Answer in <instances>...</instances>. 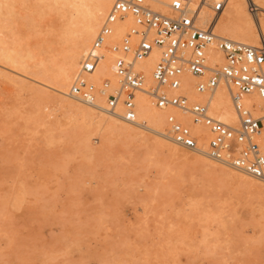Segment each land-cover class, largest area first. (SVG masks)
Listing matches in <instances>:
<instances>
[{"label":"rangeland","instance_id":"obj_1","mask_svg":"<svg viewBox=\"0 0 264 264\" xmlns=\"http://www.w3.org/2000/svg\"><path fill=\"white\" fill-rule=\"evenodd\" d=\"M34 1L16 5L26 25L10 46L46 59L66 36L48 0ZM0 23L10 42L9 19ZM32 58L21 59L22 81L0 73V264H264L263 196L242 193L215 161L206 169L148 137L67 119L59 94L33 81ZM217 208L218 219H202Z\"/></svg>","mask_w":264,"mask_h":264},{"label":"built area","instance_id":"obj_2","mask_svg":"<svg viewBox=\"0 0 264 264\" xmlns=\"http://www.w3.org/2000/svg\"><path fill=\"white\" fill-rule=\"evenodd\" d=\"M150 1L113 0L79 62L68 94L106 115L136 123L135 96L145 92L156 107L176 108L208 128L210 138L205 153L210 159L264 182V154L255 141L264 127V114L254 116L241 101L242 95L255 92L264 108V40L254 46L217 35L213 21L223 10L224 0H152L163 9H155ZM217 4L222 7H214ZM203 7L211 11V17L199 26L198 15ZM250 8L256 9L251 1ZM118 22L127 23L126 31L116 41H110ZM210 45L223 53L224 61L219 67L209 66L205 49ZM153 49L158 50L159 56L150 71L153 83L147 88L145 72L137 64ZM105 52L114 54L116 80L111 83L103 79L97 86L88 77L99 67ZM89 64L94 67L89 68ZM183 73L198 78L194 87L199 92H211L221 80L230 85L238 124L213 117L206 103L189 102L178 91ZM98 95L103 97L101 104H97ZM166 122L167 134L175 144L200 150L197 137L186 124L172 114L167 115Z\"/></svg>","mask_w":264,"mask_h":264},{"label":"bare ground","instance_id":"obj_3","mask_svg":"<svg viewBox=\"0 0 264 264\" xmlns=\"http://www.w3.org/2000/svg\"><path fill=\"white\" fill-rule=\"evenodd\" d=\"M35 1H36L35 5L38 8L37 6L38 2L40 4L41 0H35ZM44 1H47V0H44ZM224 1H225V6L223 10L220 12V14L218 15V18L216 21L218 22L221 16H225L226 10H227L228 13H230L231 15L230 27L225 31H221L217 29V24L215 23L214 29L216 30V34L221 37L233 40V41H237V42H241V43H245L249 45H254V46L259 45L260 41L264 40V25L260 24V18L262 15H264V0H224ZM250 1L254 5H256V9L250 8ZM18 2H20V0H0V4L8 5V7H0V18L1 16H3L6 19H9L7 32L10 34L9 36L11 38V41L9 42L8 41L9 39L8 40L6 39L7 37L5 38L4 36L0 34V73H2V76L3 75L9 76V77L18 76L19 78H21V81H22V78L24 77L26 78L28 75H26V72H25L27 64L24 65L21 59L24 58L25 55L29 56L30 58L31 57L34 58V56H32V54H27V53L24 54L21 51L22 49L20 48L17 49L14 46L13 47L10 46V43H13V44L21 43L20 38H19L20 35L18 36L16 34L17 32H15V27L21 24L18 21H20L19 17H20V14H22V12L20 13V11L16 9V7L20 5L18 4ZM48 2L47 3L49 4V6H51V8H53L54 11H56L57 15L61 18L58 20L62 21L63 23V27L60 29L58 28L61 31L60 33L56 29L54 30L57 31V33L59 34L63 33L64 35L63 34L62 35L64 37L66 36L65 37L66 41H63L65 44L64 46H60V47L57 46L58 48H54L53 53L51 50H49L50 56L48 58L46 59L40 58L38 60L34 58L35 61L37 60L36 65L38 66L37 67L35 66V67L38 69V71L37 73H35V71L33 72L36 74L39 80L36 78V80H33V81L37 82L38 83L37 85L41 86L43 90L44 88H50L59 94L57 98H55L56 99L55 102L59 110H61L62 113L64 114V116H66L67 119H70L72 121L74 120L76 123L78 120L82 122L81 124L85 123L86 129L90 127L89 126L90 124H95L94 128H96L99 125L101 127L102 125V127L105 126V128L108 127V129L111 128L112 130L113 129L119 130V131H122L123 133L125 132L126 134L133 133L136 137L138 136V138L139 136L142 138L148 137V139H151L155 143V146L156 145L160 146L175 159L178 158L177 160H180L182 162H191L193 164H199L203 166V168L206 167V169L209 168V169L214 170L216 168L215 163H212L213 160L210 159L205 153L207 141L210 138V133L208 131V128L204 126L203 124L193 122L189 114H182L178 109L173 108V107L158 108L155 106L153 100L149 97L147 93L138 92L136 93V96H135L136 123H130V122L120 120L116 117L106 115L102 111L92 106L83 104L82 102L71 97L68 94V91H69L68 87L71 85L75 75L77 74V71L79 68V62L81 58L83 57V55L89 50L91 43L95 35L97 34L105 15L110 9L113 0H48ZM150 2H151V5L155 9H163L160 5H157L154 2H152V0ZM48 4H46L47 7H48ZM233 4H240L242 5V7L240 9L230 8V5H233ZM34 7L32 9H34ZM259 7H260V11H257ZM21 8H23V6ZM39 9L41 10V8ZM53 9H52V12H53ZM33 12L34 11H32V13ZM27 16L29 15L27 14ZM198 16H199V26H203L209 21L211 17V11L207 7H203L201 8ZM3 17L1 19H5ZM24 18L25 17L21 19L22 23L26 20V18L25 20H23ZM33 20H34V17H33ZM25 23L26 22H24V24H21V25H26ZM60 25H61V22H60ZM126 25L127 23H121V22L116 23L114 25L115 27H114L113 33L109 37V40L116 41L121 36V34L126 31ZM4 26L6 27L7 25H3V27ZM26 28H28V25L26 26ZM26 28L24 30V33L27 30ZM0 29H3L1 27V23H0ZM37 29L35 30V33ZM29 30L28 32H30ZM31 31L34 33V28L31 29ZM32 32L30 33L33 36L34 34ZM1 33L3 34V32ZM53 35H55V33ZM30 38L31 36L28 37V40ZM24 41L26 42V40ZM29 42L28 44L23 45L22 48L24 49V47L27 45L30 46L31 43ZM28 48L30 49L31 47H28ZM49 51H48V55H49ZM43 52H46V51H43ZM37 53H40V52H37ZM205 54L208 59V63L210 67L214 68L215 66L219 67L222 65L224 61L223 53L215 49L212 45L208 46L205 49ZM41 56L43 57L42 54ZM158 56H159L158 50L153 49L147 57L138 61V64H137L138 68L142 69L145 72L147 88H150V86L153 83L151 76H150V71L154 63L157 61ZM35 57H38V56L35 55ZM113 59H114V54L105 52L104 58L101 61L99 67L92 74L89 75L88 77L89 81L96 84L97 86L101 84L103 79H109L111 83H115L116 79H115L114 70H113ZM9 65H14L15 70H9ZM28 67H31L34 70L33 66H28ZM9 77H8V80H9ZM30 78H31V75H30ZM21 81H18V82H21ZM197 81H198V78L196 76H193L189 73H183L181 76L180 89L178 91L184 94L188 98L189 102L206 103L209 107V113L213 117L219 119L220 121L224 123L236 125L238 122V116H237V113L233 105L232 96H231L232 89L230 85H228L227 83L221 80L218 86L215 89H213L211 92H199L194 87ZM168 92H171V91L168 90ZM43 93L44 91L42 92V94ZM42 94H39V95H42ZM96 101H97V104H101L103 102V97L98 95L96 98ZM241 101L243 102L245 106L251 109L254 116H261L264 114V108H263L261 99L255 92L242 95ZM168 114L174 115L177 119L182 121L184 124H186L191 129L192 134L197 137V144L200 150L193 151V153L192 152L188 153L187 151L183 150L180 146H178L172 141V139L167 134L168 125L166 122V117ZM86 124H89V125H86ZM78 126L80 127V125ZM85 128L83 126V129ZM98 128L99 127H97L96 129ZM90 129H93V128H90ZM97 131H99V129ZM144 132H149L151 135L148 136ZM134 135L133 136L131 135L132 138H134ZM120 136H121V133H120ZM84 137H87V135L86 136L84 135ZM115 137L118 138V135ZM125 137H129V136L127 135ZM142 138L140 140H142ZM145 141L147 142V140ZM255 141L258 143V145L260 146L262 150V153L264 154V127L260 129L259 134L255 137ZM147 145L151 146L149 142ZM148 152L149 151H147V153ZM219 171L221 172V174L220 172L219 174L221 175L222 178L236 182V184L239 185L240 188H242L241 189L242 193L249 195V197L250 196H254V197L258 196L259 198L262 196L264 197V183L262 181L251 178L244 173H241L233 168H230L222 164H219ZM254 200L256 201L257 199H254ZM189 210L191 211V209ZM220 212L219 210L205 212L202 214L203 216L202 219H204V221L205 220L214 221L216 220L215 218L218 219V215Z\"/></svg>","mask_w":264,"mask_h":264},{"label":"snow or ice","instance_id":"obj_4","mask_svg":"<svg viewBox=\"0 0 264 264\" xmlns=\"http://www.w3.org/2000/svg\"><path fill=\"white\" fill-rule=\"evenodd\" d=\"M0 7H8V5L0 4ZM214 7L219 8V7H222V5L217 4V5H214ZM241 7H242V5H240V4L230 5V8L240 9ZM230 21H231V15L226 10V15L225 16H221L220 20L218 22L215 21V20L213 22L217 24V29L218 30L225 31V30H227L230 27ZM260 24L264 25V15H262L261 18H260ZM262 63H264V61H262ZM88 67L92 68V67H94V65L89 64ZM9 70H15V66L14 65H9ZM262 118H264V117H262ZM190 143H191V141H190Z\"/></svg>","mask_w":264,"mask_h":264}]
</instances>
